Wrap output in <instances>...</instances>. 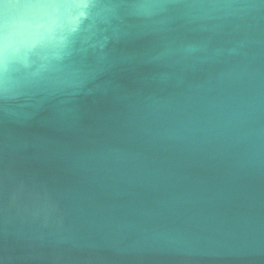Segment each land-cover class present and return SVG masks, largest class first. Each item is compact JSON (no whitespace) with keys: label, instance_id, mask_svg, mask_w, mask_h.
Segmentation results:
<instances>
[{"label":"water","instance_id":"1","mask_svg":"<svg viewBox=\"0 0 264 264\" xmlns=\"http://www.w3.org/2000/svg\"><path fill=\"white\" fill-rule=\"evenodd\" d=\"M0 264H264V0H0Z\"/></svg>","mask_w":264,"mask_h":264}]
</instances>
